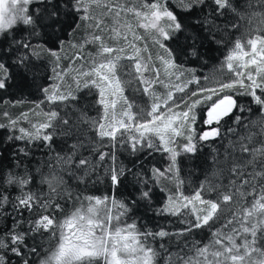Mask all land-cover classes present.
Listing matches in <instances>:
<instances>
[{
	"label": "snow or ice",
	"instance_id": "6c2138e0",
	"mask_svg": "<svg viewBox=\"0 0 264 264\" xmlns=\"http://www.w3.org/2000/svg\"><path fill=\"white\" fill-rule=\"evenodd\" d=\"M248 8L261 9L251 16L264 24V0ZM230 13L240 16L232 0H0V90L41 53L58 67L67 48L79 62L71 69L77 90H97L99 106L95 119L53 110L27 128L19 126L27 113H3L0 264H264V28L235 40L220 66L225 79L202 84L183 63L201 60L205 43L226 42L225 32L239 27L224 19ZM69 19L73 33L87 35L66 40ZM127 88L147 98L144 106ZM41 91L52 104L77 99L57 83ZM225 140L222 153L212 149L211 178L186 195L179 158ZM37 147L46 159L33 167ZM118 149L134 158L118 162ZM154 154L163 170L145 168L144 156ZM165 177L176 190L161 201ZM102 184L107 194H84ZM129 186L130 198L117 199ZM141 207L165 225H139L133 212Z\"/></svg>",
	"mask_w": 264,
	"mask_h": 264
},
{
	"label": "trees",
	"instance_id": "16d2710c",
	"mask_svg": "<svg viewBox=\"0 0 264 264\" xmlns=\"http://www.w3.org/2000/svg\"><path fill=\"white\" fill-rule=\"evenodd\" d=\"M130 3L139 4L140 0H129ZM249 0H232L234 7L237 12L240 13V16L244 18L241 19L240 16L235 14H229L228 17L224 18L228 20V23H237L239 27L236 29H229L225 32L227 37L226 42L223 45H216L213 43H205L202 49V59L193 63L185 59L183 61L184 68L186 71L192 72L196 77L201 79V83H204V77H216L218 79H225L227 77L226 69L220 70V66L224 61V58L228 50L233 46L235 40L240 39L242 43H245L246 38L251 37L256 34L254 31L258 26L264 28V24H260L259 17H252V11H260L261 9H249L248 8ZM131 20V17H129ZM251 21V22H249ZM218 23H223V19L218 21ZM73 24V21L69 19L66 22V30L68 35L65 37L66 40H80L83 38L86 33H83L82 30H77L72 32L70 25ZM264 35V31L259 33ZM106 42L115 46V42L108 39L109 33H105ZM182 42V41H181ZM150 44V41H149ZM91 51H95V46H88ZM86 47V48H88ZM69 50V49H68ZM150 51L155 55L157 49L153 48L150 44ZM87 52V51H85ZM72 53V52H71ZM65 58V57H64ZM177 63H180V60H177ZM58 72V67L52 62V59L46 54L41 53L38 58L34 59L29 67L23 71V73H17L14 75L12 81V87L6 91L0 90V122L6 123L7 118L4 117L3 113L7 112L10 118H18L21 113L28 114V120L22 121L19 126L30 127L31 124H39L44 122L47 117L44 113L49 111H57L60 116H64L65 113H68V116L72 118L73 121H77L83 113L87 118H98V105L97 100V90L93 89L89 91L88 89L77 90L74 81L72 80V85L69 87L73 88V94L77 97L75 101H65L63 103L57 102L52 104L45 100V94L41 91L43 87H51L52 83L57 79L56 72ZM193 87H196L195 85ZM156 91L162 93L159 86L156 87ZM125 95L128 96L129 100H135L136 104L144 106L146 97L141 96L139 93H135L131 88L125 90ZM16 101H22L21 103H15ZM41 101H45L41 103ZM133 111H136L133 108ZM202 116L203 113H200ZM254 121H259L262 117L258 113H254L251 117ZM80 127L87 129V124H80ZM202 125L200 122H197V133L202 130ZM6 132L0 130V138L6 136ZM91 135V133H86ZM59 143V140H57ZM183 143L182 138H177V145ZM227 144V140L223 142L211 141L204 147H201L200 150L196 153L195 156H184L179 158L180 162V173L179 179L184 181L182 190L186 195L192 194L195 189L205 181L206 178H211V172L213 169L212 164V149L215 148L219 152H223ZM179 150V149H178ZM45 148H34L32 160V166H36L37 161H44L46 159ZM7 156L8 153H5ZM118 162L122 161L127 164L128 161L134 157L129 156V154L124 149L117 150ZM11 161L5 160V165L7 166ZM145 168H150L153 165L160 167L163 170L164 159L159 154H154L152 157L144 156L143 158ZM172 182L175 184L173 185ZM160 188L164 189V192L160 194L161 201H163L164 196L175 192L176 182L167 177L161 178L159 182ZM132 189L129 187H122L115 192L117 199L127 200L130 198L129 193ZM85 195H104L107 194L106 184L97 185L95 188L89 187V190L84 193ZM133 218L139 222V225L146 224L149 229L155 230L158 226H164L165 220L159 216H153L151 212H146L142 207L137 208L133 212ZM138 225V226H139ZM167 227L174 228L175 225L168 224Z\"/></svg>",
	"mask_w": 264,
	"mask_h": 264
},
{
	"label": "rangeland",
	"instance_id": "374dc122",
	"mask_svg": "<svg viewBox=\"0 0 264 264\" xmlns=\"http://www.w3.org/2000/svg\"><path fill=\"white\" fill-rule=\"evenodd\" d=\"M137 31H139L141 34H143V29H137ZM245 50L250 51V49L247 46L245 47ZM85 51H87L88 53H94L95 52V51H91V49L89 47L85 48ZM71 52H72L71 49L68 50L67 48H65L60 53V55H62L65 58L61 60L59 66H58V72L65 73V74L62 75V78L57 77V79L52 83V84L57 83V84L61 85V91H65V90L69 89V87L76 85V84L72 85V80H73V77H75L76 73H75V71H73L71 69L73 67H78L79 62H76L75 66L72 64V62L69 59V57L72 56ZM159 89H160V87H159ZM71 90L73 91V88H71ZM161 90H162V92L164 91L162 88H161ZM172 184L175 185L173 182H172Z\"/></svg>",
	"mask_w": 264,
	"mask_h": 264
}]
</instances>
